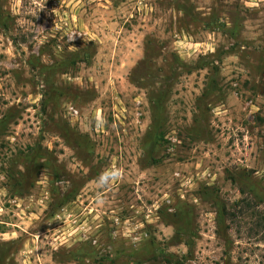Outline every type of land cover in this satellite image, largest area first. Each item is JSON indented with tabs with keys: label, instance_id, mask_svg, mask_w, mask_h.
<instances>
[{
	"label": "rangeland",
	"instance_id": "374dc122",
	"mask_svg": "<svg viewBox=\"0 0 264 264\" xmlns=\"http://www.w3.org/2000/svg\"><path fill=\"white\" fill-rule=\"evenodd\" d=\"M0 264H264V0H0Z\"/></svg>",
	"mask_w": 264,
	"mask_h": 264
},
{
	"label": "clouds",
	"instance_id": "9594fccd",
	"mask_svg": "<svg viewBox=\"0 0 264 264\" xmlns=\"http://www.w3.org/2000/svg\"><path fill=\"white\" fill-rule=\"evenodd\" d=\"M73 36H69V40H71ZM120 176V172L118 169L108 168L102 171L96 178L97 185L100 191L97 193V203H104L102 199V192L104 189L111 186L112 182L117 180Z\"/></svg>",
	"mask_w": 264,
	"mask_h": 264
}]
</instances>
